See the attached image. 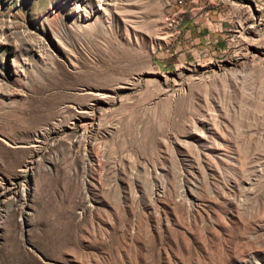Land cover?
Masks as SVG:
<instances>
[{
  "label": "rangeland",
  "instance_id": "374dc122",
  "mask_svg": "<svg viewBox=\"0 0 264 264\" xmlns=\"http://www.w3.org/2000/svg\"><path fill=\"white\" fill-rule=\"evenodd\" d=\"M0 264H264V0H0Z\"/></svg>",
  "mask_w": 264,
  "mask_h": 264
},
{
  "label": "bare ground",
  "instance_id": "6f19581e",
  "mask_svg": "<svg viewBox=\"0 0 264 264\" xmlns=\"http://www.w3.org/2000/svg\"><path fill=\"white\" fill-rule=\"evenodd\" d=\"M93 106H91V108H90V110H89V115H90V122H88V124H89V126H92V123H93V121L95 120V117H96V108L94 107V105H96V104H92ZM83 110H85V109H83ZM84 113H86V112H84ZM39 141H41V140H39ZM33 156V155H32Z\"/></svg>",
  "mask_w": 264,
  "mask_h": 264
}]
</instances>
